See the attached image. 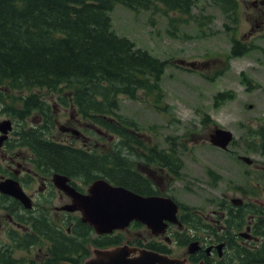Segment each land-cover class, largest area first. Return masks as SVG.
Returning a JSON list of instances; mask_svg holds the SVG:
<instances>
[{"label":"trees","instance_id":"1","mask_svg":"<svg viewBox=\"0 0 264 264\" xmlns=\"http://www.w3.org/2000/svg\"><path fill=\"white\" fill-rule=\"evenodd\" d=\"M264 1V0H263ZM199 0H0V88L7 90H47L54 91L63 86L60 102L71 109L87 127L93 125L118 136L112 151L97 153L84 149H71L57 145L44 137L50 131L52 108L37 93L26 99L12 94L5 100L0 93V104H5L6 114L16 115L15 105L21 103L22 112H31L33 121L39 122L31 131V150L36 160L54 173L79 180L83 187L96 178H103L142 196L163 195L154 190L149 178L142 176L134 167L143 160L145 165H155L167 169L178 177L180 161L173 158L171 150L152 148L147 150L138 136L139 127L119 114L120 98L138 101V94L162 97L161 79L165 62L152 57L146 51L137 49L124 37L117 36L109 17L116 4H121L135 13L141 10H157L160 4L164 15L178 12L184 18H193L195 23L207 24L210 17L191 16V8ZM221 13L237 23V3L234 0H210ZM231 11L228 15L227 13ZM184 22L182 17L177 22ZM171 26L176 19H169ZM230 56L244 55L248 48L231 39ZM249 86L250 82H246ZM235 98L232 91L217 94L214 105L219 106ZM44 118V125H43ZM208 116L201 124L209 121ZM193 129L190 128V132ZM87 132V130H84ZM246 146L250 150L264 152V124L256 129L248 128ZM93 134V133H92ZM235 144L233 141L232 145ZM110 153L109 155H107ZM255 197L257 189L250 187L241 191ZM174 199L173 196H170ZM4 204L19 205L10 200ZM226 200H215L216 206H223ZM181 213L179 220L186 225L199 227L200 219L192 215L197 208H186L178 203ZM226 208L233 207L228 204ZM227 214L226 229L239 231L245 223L246 215L255 217L251 225L252 235L259 244L254 249L233 245L229 259L238 264H260L264 262V209L246 202ZM42 209V207H41ZM32 219L21 224H30L31 235L16 238L12 247L0 248V264H18L12 257L13 251L39 248L42 264L69 262L82 264L90 255L89 247H113L124 241L117 233L112 236L97 237L92 228L83 224L78 216L65 219L69 233L55 228L48 210L42 209ZM191 210V211H190ZM242 210L246 211L244 217ZM135 224L134 227H139ZM188 239L182 235L178 245L184 247ZM160 253H170L166 247L149 241L142 245ZM10 249V250H7ZM28 264H36L31 259Z\"/></svg>","mask_w":264,"mask_h":264},{"label":"rangeland","instance_id":"2","mask_svg":"<svg viewBox=\"0 0 264 264\" xmlns=\"http://www.w3.org/2000/svg\"><path fill=\"white\" fill-rule=\"evenodd\" d=\"M235 1L237 25L225 18L210 0H199L190 11L191 16H210L207 24L195 23L193 18H184L178 12L164 15L160 4L156 5L155 11L141 10L138 13L116 4L109 12L111 28L117 36L128 39L137 49L166 64L160 84L163 96L139 93L138 101L121 97L119 113L140 128L138 133L147 150H171L173 158L180 161L181 168L178 177L168 173L167 169L145 165L143 160L137 162L134 169L150 179L154 190L164 196H173L186 208H197L205 215L221 210L214 202L222 197L226 200L247 199L238 188L249 189L254 183L260 186L261 192L257 191L258 196L253 198L264 202V174L253 170L264 168V152L250 150L246 146L248 128L255 129L260 123L264 124V4L261 0ZM180 17L186 21L177 22ZM170 18L176 19L173 26ZM233 27H236L234 31L231 30ZM232 35L258 49L231 57ZM179 61L193 64L194 71L180 68L176 65ZM248 78L251 86L246 84ZM226 91H232L235 99L215 106L214 97ZM42 94L50 107L57 101L55 92L43 90ZM4 105L0 104L2 108ZM58 108L59 117L65 115V119L72 121L75 128L86 136L82 132L86 127L75 113L71 109L64 111L61 105ZM203 114L210 119L205 124H201ZM65 119H58V124H64ZM190 128L193 129L191 132ZM216 128L228 131L235 144L226 150L212 146L210 138ZM86 129L91 135L87 133V137L76 140L75 147L96 146L97 153L111 152L113 141H118L115 134ZM239 157L251 159L252 167L246 166ZM244 173H252L253 179L246 183ZM51 203L48 198L43 200L42 209L60 208L69 203V199L63 195L61 200L55 198L52 206ZM236 209L230 207L229 212L234 213ZM245 212L242 210L243 217ZM57 214L59 219L64 217L62 212ZM63 225L66 230L65 223ZM170 231L177 229L172 226ZM121 233L125 241L139 238L146 243L154 239L143 226L128 228ZM169 248L174 258L181 259L185 254L183 247L170 245ZM12 257L19 261L18 264H28L31 259L38 264L41 253L37 248L16 250ZM227 264L238 262L228 259Z\"/></svg>","mask_w":264,"mask_h":264},{"label":"flooded vegetation","instance_id":"3","mask_svg":"<svg viewBox=\"0 0 264 264\" xmlns=\"http://www.w3.org/2000/svg\"><path fill=\"white\" fill-rule=\"evenodd\" d=\"M15 92L17 97L26 99L31 96L30 90H7L0 88V93L5 96H1L3 99H7L10 93ZM36 92H38L36 90ZM61 95L58 96L57 101L52 103L51 111V126L50 131L44 134V137L57 145V149H61L63 146H67L71 149H84L86 151H97L96 146L89 147H75L76 140L72 138L71 130L75 128V125L69 119H65V115L59 117L58 105H61L64 111L69 109L61 104L59 101ZM15 117L6 114V109L0 106V122L3 120H9L11 122V130L7 133L0 132V183L5 181H13L17 187L23 191L28 197L31 198L33 208L26 210L19 205L6 204L0 207V248L3 244L7 247H12L16 238H23L24 235H31L30 224H21L16 221V218L22 219L23 222L28 223L35 214L38 213V204L47 198L52 200L55 198L62 199L63 194L55 189L52 178L55 175L51 167H46L42 163L38 162L31 150V131L35 130L37 126L41 125L39 122V116L37 121L32 123V114L30 111L27 113L22 112L21 103L17 102L15 105ZM75 117V115H73ZM77 117V116H76ZM65 119L64 124H58V119ZM80 120V119H79ZM44 125V118H43ZM94 132H107L102 131L96 126H89ZM27 134V135H26ZM65 135V136H63ZM100 135V134H99ZM68 136V137H66ZM102 136V135H100ZM65 137V138H64ZM87 137V136H85ZM71 138V141L69 140ZM78 140V139H77ZM101 151V150H100ZM99 151V152H100ZM71 185L79 187V180H70ZM80 188V187H79ZM4 202H10L12 197L0 192ZM51 203V206H52ZM221 210H213L210 214H201L200 222L203 224V232L194 231V237L197 240V249L190 256L184 255L182 259L186 261V264H227L229 259L230 249L233 245H240L247 249H254L258 246L259 240L254 239L251 231V224L254 218L247 217V225L244 227V231L249 234L248 237L241 236L242 232L227 230L224 221H227L226 215L229 214V208H219ZM223 210V211H222ZM62 212L57 206L50 209L49 215L51 216V222L55 228L60 231H64V225L62 218H58L57 213ZM263 212V211H262ZM10 213V214H9ZM14 218V220L11 217ZM63 214V212H62ZM53 217H57L53 220ZM190 223H187V228H183L188 233L190 229ZM172 225H169L168 231L171 230ZM69 233V229L65 230ZM179 232V231H178ZM177 232V233H178ZM181 233H184L181 232ZM180 232L178 234H181ZM170 234V233H169ZM185 234V233H184ZM189 234V233H188ZM170 242L172 243L173 237L170 235ZM4 239H7L5 241ZM172 239V240H171ZM156 243L166 245L162 239H155ZM131 246L140 247L145 243L142 240H134L128 242ZM148 242H146L147 244ZM222 245L218 250V246ZM171 252V251H170ZM173 255V252H171ZM171 255V256H172Z\"/></svg>","mask_w":264,"mask_h":264},{"label":"water","instance_id":"4","mask_svg":"<svg viewBox=\"0 0 264 264\" xmlns=\"http://www.w3.org/2000/svg\"><path fill=\"white\" fill-rule=\"evenodd\" d=\"M9 129V121L0 123L1 133L4 134ZM71 133L75 136L80 134L75 129H72ZM230 141L231 135L220 129L215 131L214 138L211 139V143L221 149H226ZM242 160L247 164L251 162L248 158ZM68 181L63 175L53 176L55 187L70 199V203L62 206L61 210L68 213L79 212L81 222L88 224L97 236L124 231L132 222L144 225L153 236L164 235L168 223L180 226L177 220L178 206L169 197L138 195L105 179H97L89 186L87 193L82 194L71 187ZM0 192L18 200L24 208L31 209L30 199L13 181L0 183ZM221 247H217L218 250ZM196 249V242L189 244L190 253H194ZM82 264H186V262L123 243L104 249L90 248V256Z\"/></svg>","mask_w":264,"mask_h":264},{"label":"bare ground","instance_id":"5","mask_svg":"<svg viewBox=\"0 0 264 264\" xmlns=\"http://www.w3.org/2000/svg\"><path fill=\"white\" fill-rule=\"evenodd\" d=\"M105 130H107V129H105ZM27 135V134H26Z\"/></svg>","mask_w":264,"mask_h":264}]
</instances>
